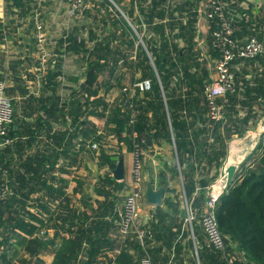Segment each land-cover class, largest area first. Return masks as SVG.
I'll use <instances>...</instances> for the list:
<instances>
[{
    "label": "trees",
    "instance_id": "obj_1",
    "mask_svg": "<svg viewBox=\"0 0 264 264\" xmlns=\"http://www.w3.org/2000/svg\"><path fill=\"white\" fill-rule=\"evenodd\" d=\"M103 1L111 4L110 0ZM113 1L121 5L122 15L116 12V16L110 18L109 12L106 17H102V31H105L102 37L97 36L94 30H90L92 32L89 39L79 37L73 29L66 38L60 40L62 45L66 40L67 49L78 53L80 60L86 61L87 65L84 70L85 79L81 83L82 89L76 91L72 100L83 111L91 109L92 113L105 117V128L110 133H124V139L131 150L134 138L142 141L143 149H147L160 136L173 141L183 174L185 196L191 202L192 210L199 214L206 200V187L215 180L211 169L221 166L227 155V142L222 136L224 124H229L228 130L237 135L248 129L252 117L248 114L238 115L239 107H250L253 100L264 98V82H260L262 76L254 79L255 86H250L244 75H241V83L236 82L237 75L234 71L236 90L226 95L227 102L223 107L222 118L210 119L202 94L203 85L209 80L208 71L198 61V56L192 49L193 22L198 0H129L127 4H122V0ZM227 10L232 16L229 4ZM238 24L246 26L247 22L241 18ZM136 31L141 34V44L140 40L136 43ZM246 34L264 41V30H258L257 27L247 30ZM179 40L183 41V46H180ZM142 43L147 47L149 55ZM134 50V57L131 58ZM263 57L264 53L245 62ZM56 59L48 73L55 72L56 69L61 73L60 58L57 62ZM123 65L134 72L129 83L136 81L135 72L140 74L138 80L151 81L150 90L135 93L126 102L127 95L122 91L125 77V72L121 71ZM105 73L108 75L105 76ZM114 79L116 85H120L114 104L108 105L100 100L94 103L88 99L90 93L98 92L99 86L104 87V92L107 93L114 87ZM238 98H241L239 107ZM261 104L264 107V102ZM99 107H102L100 112H94ZM133 110L136 114L131 122ZM110 124H113L112 128ZM96 131L93 129L86 133L89 136L88 141L95 143V151L101 147L102 140V135ZM11 132L12 123L9 130L12 137L14 135ZM10 145L0 150V192L6 188L12 189L16 182L14 178L21 173L19 169L14 172L6 163ZM194 147L196 161L192 154ZM257 153L260 154L256 156ZM184 155L187 157L186 162ZM98 156L99 167H108V171L99 177L95 186L97 193L104 195L105 205L103 210L98 211L100 213L92 212L89 215L76 208L68 209L69 200L62 185H54L43 177L52 166L47 168L41 161L37 163L38 160L32 170L35 169L40 174L41 186L38 189L44 190L47 197L37 198L31 205L27 194L18 195V191L14 189V193H7V196L0 199V264H15L19 259L23 260L19 255L21 248L35 261L41 260L40 256L50 247L54 248L52 264H140L134 260L135 255L140 259L144 252L132 231L126 235V239L129 241L134 236V242L130 245L135 255L129 251L130 248L124 246H119L118 252H111L115 249V243L110 232L117 225L116 221L120 222L115 202L118 201L124 184L118 182L111 173L116 166L117 156L108 154L103 148ZM28 181L23 179L26 186ZM60 183L62 184L61 181ZM31 189L32 187L28 191ZM57 199L59 208L52 210L49 202ZM63 199L65 205H62ZM36 200L47 217L40 214L42 210L36 206ZM165 203L170 204V201L166 200ZM155 211L157 220L152 221L153 227L147 222L152 235L155 232L157 238L163 239L167 247L177 237L189 235L188 246L193 247L191 233L186 228L185 221L183 223L178 216L162 212L159 206L155 207ZM174 211L176 212V208ZM215 214L226 248L224 251L208 246L199 248L196 242L197 260L192 257V264H264V144L261 141L255 145L245 162H242L227 189L219 196ZM154 221L157 222L156 225ZM195 223L200 224L193 221V235H196ZM50 225L53 227V234L47 238L39 237L38 232L45 229L47 233ZM163 233L167 235L162 236ZM56 239L60 240L58 246H55ZM180 248V244L175 245V260L180 254ZM153 249L156 254H160L161 248L155 246ZM147 252L150 254L152 249ZM150 256L153 261L159 262L156 256ZM168 261L159 264H167Z\"/></svg>",
    "mask_w": 264,
    "mask_h": 264
},
{
    "label": "crops",
    "instance_id": "obj_2",
    "mask_svg": "<svg viewBox=\"0 0 264 264\" xmlns=\"http://www.w3.org/2000/svg\"><path fill=\"white\" fill-rule=\"evenodd\" d=\"M174 1L183 2V0ZM225 1L229 4V9L234 18L236 29L235 37L239 42L246 40L249 36L246 34V31L249 29H256L257 27L258 30H264V0ZM110 2L113 3L112 0H110ZM121 3L127 4L129 0L128 2L122 0ZM67 7H69L68 4L66 5L61 0H47L43 7V20L51 40L49 46L53 52L56 53V62L59 58L61 59H59L61 73L57 72L59 69H56L55 72L51 71L48 73L41 72L37 67L35 45L33 42L34 40H32V38L34 39V28L31 21L32 8L30 0H0V79H3L5 82V94L11 99L13 106L11 133L14 136H12V145L9 146V156H21V158H23L24 173L30 177H33L34 170H32V167L35 166L36 160H38L37 163L40 161L44 163L47 168L52 166V169L44 173L43 177L54 185H62L68 188V193H70L67 194V196L70 197L71 200L68 201L69 204L67 208H76L79 211L90 214L103 210L105 205V202H103L104 195L97 193L95 190L99 177L108 171L106 165L103 167H99L98 165V154L101 148L108 154L117 156V161L119 157L122 156L124 178L118 182L124 184L123 191H127V193L132 184V153L129 145L126 143V139H124V133H110L108 129L105 128V122L99 126L97 121L94 120L105 117L92 113L91 109L87 111L84 109L83 111L77 107L74 100H72L85 79L84 70L87 65L86 61L83 62L80 60L78 53H74L68 50L67 46L65 47L60 44V40L65 38L68 33L73 32V29H75L77 25L75 16L73 17V15L69 13V8ZM63 8H66V12L68 13L65 18L62 17L64 15ZM183 18L185 17L183 16ZM241 18H244V21L247 22L246 26L238 24ZM69 22L72 24L71 27L68 26ZM193 24L194 36L192 49L196 52L198 61L207 69L210 77L212 64L210 63V66L209 63L202 62L203 60H206V62L208 60L209 62L212 61V58L208 54V52H211L208 48L209 23L204 17L199 15L197 6ZM143 32L144 28L142 33ZM179 43L180 46L184 45L182 40H179ZM142 45L148 53L144 43H142ZM202 52H205L207 55L204 59L201 58ZM134 54H132L133 57ZM77 59H79L80 62ZM245 61L246 60H240L233 64V71H235L237 75L236 82H242L241 75H244L245 81H248L250 86H255L256 83L254 79H259L261 76L260 82H264V57L251 62ZM151 64H153L152 61ZM49 75L53 76L49 78ZM107 75L108 74L105 73V76ZM139 77L135 78V80H138ZM100 79L101 76L99 77V80ZM129 84L131 83L124 84L123 86ZM90 94L91 100L94 103L98 100H100V102H106L108 98L107 93L102 90L101 86H99L96 94ZM238 99L239 103L241 98ZM252 102L259 104H256L258 106L257 109L251 111L253 113H258L259 118H264V107L261 104V102H264V98H258ZM107 103L109 102L107 101ZM94 112L100 111L95 110ZM241 112L245 111L241 110L240 113ZM112 127L113 124H110V128ZM93 129H96L98 131L96 132H100L102 135L101 147L96 149V151H91L89 146L90 142L87 138L89 136H86V133ZM248 131H251V129L247 130V132ZM250 143H245L244 146H246L248 152L244 153L243 156L241 154L239 158H237L238 153L235 151V147L227 145V155L223 161L224 163L222 162L223 166L221 164L218 168L213 167L211 169V175H214L215 178L213 181H216L219 175L222 174L226 175L227 180L230 182L229 170L233 168L235 174L239 171L240 165L242 162H245L248 155L255 147L250 146L253 142ZM194 148L192 154L193 160L196 161V147ZM183 158L184 162H186V155H184ZM48 161H50V163ZM238 161L240 162L238 163ZM202 164H204V162ZM79 167H81V169H79L80 171L78 173H81L83 179L76 181V169ZM142 172L143 181L139 186L140 192L138 198L139 202H142L139 215L141 220L151 224L152 228V221L157 220V217H155V207L159 206L162 212H167L172 216H178L179 219L183 218L185 221L186 209L184 200L187 198L183 189V174L180 170L174 142L166 140V138L162 136L153 140L147 149H145ZM148 177L151 179L154 189H157L161 184L164 185L163 200L160 205L144 202L146 199L143 195ZM89 181H91V183ZM193 196L195 197L196 195ZM42 197L46 198L47 195L44 193V190H39L38 188L29 195V199ZM166 200L170 201V204L165 203ZM122 201L124 202V200ZM121 204L123 206L122 202ZM121 204L118 205V203L115 202V207L117 211H119V214L122 212ZM175 208L176 212L174 211ZM118 223L119 222L116 221L117 225L110 232L111 239L115 243V249L111 251L112 254L118 252L119 246H124L130 248L129 251L135 255V251L130 245L131 242H134V236L129 238L130 240L128 241L126 235L120 233ZM156 223L157 222H155V225ZM185 224H187L186 221ZM194 226L196 235L192 234L190 225L188 228L193 242V247L191 248L188 246L189 235H187V237H177L179 240L177 238L172 240L171 243H169L170 246L167 247L164 244V240L158 239L154 232L152 238L144 240L145 249L147 251L152 249L150 254L156 256L160 263L169 260L167 264L171 262L172 264H192L190 259L195 257V254L197 256L196 242L199 248H201V246H207L205 234L200 224L195 223ZM174 230L175 227H173V231ZM52 234L53 231L49 233V236ZM165 235H167V233H163L162 236ZM59 244L60 240L56 239L55 246ZM176 244L181 245V251L178 258L175 260L173 250ZM155 246L161 248L160 254L155 253V249H153ZM23 252L21 248L19 251L20 258H23ZM47 252H50L51 255H47L46 257L43 253L40 258L41 260L47 259L46 264H52L54 248L50 247ZM162 255L163 257H161ZM19 261L21 260L19 259Z\"/></svg>",
    "mask_w": 264,
    "mask_h": 264
},
{
    "label": "built area",
    "instance_id": "obj_3",
    "mask_svg": "<svg viewBox=\"0 0 264 264\" xmlns=\"http://www.w3.org/2000/svg\"><path fill=\"white\" fill-rule=\"evenodd\" d=\"M46 1L30 0L37 67L41 72H47L52 68L56 59V53L49 46L51 40L43 20V7ZM63 1L68 4L71 15L80 17L85 11L93 7L96 0ZM227 5L228 3L225 0H199L197 2V12L209 23L208 48L211 52H208V54L213 61L212 68L214 73L212 77L210 75L209 80L203 85L202 94L206 103L208 116L212 120L222 118L223 107L227 102L226 95L236 90L233 64L236 61L253 59L264 53L263 41L254 35L248 36L243 42L237 40L235 37L234 18L228 13ZM206 57L205 52H202L201 58L204 59ZM5 86L4 80L0 79V148L10 145L13 141V138L9 135L10 126L13 121V106L11 99L5 94ZM150 88V79L136 80L129 85L123 86L122 91L127 95L125 102L128 99L130 100L135 93H142L150 90ZM221 99L222 102L220 101ZM131 103L130 106H132ZM135 114L136 111L133 110L131 122L134 121L133 116ZM141 142L136 138L133 140L131 150L132 184L123 202L119 231L123 235H127L131 231L134 232L136 239L143 247L144 240L152 237V231L147 226L146 221H142L141 217H139L142 202L138 200L140 192L138 187L143 181L142 166L145 152V149L141 146ZM92 146L95 147V143ZM228 184L229 181L226 175L221 174L216 181H213L206 187V200L199 214H196L192 210L191 202H188L187 199L184 202L186 208L185 221L188 222L191 228L193 221H198L204 231L206 245L220 251L225 250L226 244L224 236L218 227L215 208L219 196L227 189ZM198 190L197 188L196 191ZM41 233L44 232L41 231ZM140 264H159V262L153 261L150 254L144 249L143 256L140 258Z\"/></svg>",
    "mask_w": 264,
    "mask_h": 264
},
{
    "label": "rangeland",
    "instance_id": "obj_4",
    "mask_svg": "<svg viewBox=\"0 0 264 264\" xmlns=\"http://www.w3.org/2000/svg\"><path fill=\"white\" fill-rule=\"evenodd\" d=\"M62 2H64L63 0H61ZM113 1V0H112ZM174 1V0H173ZM180 1H182V0H180ZM124 2H128V0H124ZM65 3V2H64ZM113 3H114V1H113ZM111 3L110 5L109 4H107L106 2H104L103 0H96L95 2H94V5H93V7L91 8V9H89V10H87V11H85L80 17H75L76 18V21H77V25L75 26L76 28H75V31L77 32V35H79V37H83V38H87V39H89V34H90V32H92V31H90V30H94L93 32L97 35V36H101L102 37V35L104 34V32L105 31H102V26H103V24H102V22H101V19H102V17H106L107 15H108V13L110 12V18H113V17H115L116 16V12H120V14L122 15V12L120 11V9H121V5L119 6V5H117L116 3ZM66 4V3H65ZM67 5V4H66ZM67 8H69V7H67ZM61 9V8H60ZM63 11H64V15L62 16V17H66L67 15H68V13L66 12V8H63L62 9ZM69 10V9H68ZM122 10V9H121ZM65 12H66V14H65ZM74 17V16H73ZM125 17H126V15H125ZM127 18V17H126ZM109 19V18H108ZM112 21V20H111ZM68 26L69 27H71L72 26V24L69 22L68 23ZM136 34H137V36H139V38H138V40L136 41V43L137 42H139V40H140V44H141V34H139L137 31L135 32ZM67 36V35H66ZM66 36H65V38H66ZM30 40V39H29ZM32 40H34L33 38H32ZM31 40V41H32ZM34 42V41H33ZM66 40L64 41V43H63V45L64 46H66ZM131 54H134V51H133V53H131ZM133 56H131V58H132ZM211 59V58H210ZM69 60H71V59H69ZM77 60H79V59H77ZM212 60V59H211ZM79 62H80V60H79ZM79 62H77V63H79ZM202 62H204V63H211L212 64V67H213V61H211V62H209V60L206 62V60H203ZM211 64H210V66H211ZM211 67V71H210V73H211V77L213 76V73H214V71H213V68ZM121 71H123V72H125V77H124V81H123V84H128L129 82H131V77H132V74L134 73H132L130 70H127V67H126V65H123V69L121 70ZM116 74H117V72H116ZM115 74V75H116ZM134 76H135V78H138L139 76H140V74L138 73V72H135V74H134ZM113 82H114V87L113 88H111V89H109V91L107 92V95H108V98H107V101L112 105V104H114L113 102L116 100V97L118 96V92H119V88H120V85H116V83H115V79L113 80ZM79 89H82L81 87H79ZM79 89H78V91H79ZM102 90L104 91V87L102 88ZM82 95H83V97L84 98H86L85 96H86V94L82 91ZM111 96V97H110ZM94 98V97H93ZM89 100L91 99V95L89 96V98H88ZM106 101V102H107ZM108 103V104H109ZM256 104H259V103H253L252 104V106H248V105H242V107H239V106H241L240 105V102L237 104V107H239L240 108V110H239V114L238 115H244V114H248V115H250L251 117H252V119H251V121H250V124H248V125H250V126H248V129L247 130H249V129H251V131H248L247 132V130L243 133V134H241V135H237V134H235V133H231L228 129V127H229V124H224V129H223V131H222V136L225 138V140H226V142H227V145H229L230 147H235V151L238 153V157L237 158H239V156L242 154V156H243V154L244 153H246V152H248L247 151V148H246V146H244L245 145V143H250L251 141L253 142L252 143V145H250V146H255V144H257V143H259L260 141L264 144V118H262V117H258V113H253L251 110H253V109H257L258 108V106L256 105ZM101 108L102 107H99L98 109H97V111H100L101 110ZM241 110H244L245 112H241L240 113V111ZM95 121H97V124L100 126V125H102L103 124V122H105L104 123V125L106 124V118H98V119H94ZM254 125V126H253ZM262 128H263V131H262ZM104 129V128H103ZM98 134H100V132L98 133ZM255 140V141H254ZM92 144L93 143H90V148H91V151H95L94 150V147L92 146ZM243 148H244V151H243ZM250 148V147H249ZM2 148H0V150H1ZM260 152V151H259ZM92 153H95V152H92ZM258 154H260V153H257L256 154V156H258ZM255 156V157H256ZM5 160H6V163H8V167L10 168V169H13L14 170V172L17 170V169H19V171L21 172L18 176H20V178H18L17 179V177L16 178H14L15 179V185H14V187L12 188V189H8V188H6V189H3L2 191L4 192V194H3V192L1 193L0 192V199H3L4 198V196H7L8 194L7 193H14L15 191H14V189L16 190V192H17V194L18 195H20V193H25V194H27L28 195V198H29V195L31 194V193H33V189H34V191L35 190H37V188H39V186H41V181H40V174L38 173V172H36L37 170H35L34 169V176L33 177H30V176H27V174L26 173H24V170H23V158H21V156H17V157H11V156H8V157H6L5 158ZM37 161V160H36ZM240 161H238V163H239ZM224 163V162H223ZM223 163H222V166H223ZM35 166H36V164H35ZM79 169H81V167H79V168H77L76 170H77V174H76V181H78V180H81V179H83V177H81V173H78L80 170ZM238 172V171H237ZM234 170H233V168H231L230 170H229V179H230V181L233 179V177H234ZM16 175V173H14V176ZM23 179L24 180H27L28 181V179H30L27 183H28V185L30 186H26V184H24L23 183ZM20 181H22V183H20ZM18 182V183H17ZM90 183H91V181H89ZM89 183V184H90ZM56 185V184H55ZM90 186V185H89ZM140 186V185H139ZM32 187V189L31 190H29L28 191V189L29 188H31ZM66 186H62V188H63V191L65 192V195H66V197H67V199L70 201L71 199H70V197H68L67 196V194H69L68 193V188L66 187ZM81 187V186H80ZM138 189H139V187H138ZM129 192V191H128ZM126 195H127V191H121L120 192V194L118 195V201H117V203H118V205H120L121 204V202L123 203V201L122 200H124L125 199V197H126ZM65 199H63L61 202H63V204L62 205H65V201H64ZM29 202H30V204L32 205V203H35V199L34 200H32V199H30L29 200ZM37 202H38V200H36V206L38 207V208H40L38 205H37ZM60 202V201H59ZM184 202H185V200H184ZM49 204L51 205V209L53 210V209H58L59 207L57 206V204H58V199L56 200V201H52V202H49ZM121 206H122V204H121ZM42 211H40V214L42 215V217H47V214H45L44 212V210L42 209V208H40ZM120 209H121V207H120ZM186 209V208H185ZM184 209V210H185ZM31 210H34L33 208L31 209ZM186 211V210H185ZM89 215H92V213H90ZM180 220H182V222L184 223V220H183V218L182 219H180ZM187 224H185L186 225V228H189V224H188V222H186ZM41 231H44V233H41ZM53 231V227H51V225L48 227V229H47V233H46V231H45V229H41L39 232H38V236L39 237H42V238H47V236H49V233L50 232H52ZM65 233V232H64ZM190 238H192L191 237V235H190ZM138 242V241H137ZM139 243V242H138ZM141 246V245H140ZM142 247V246H141ZM143 248V252H144V249H145V246H143L142 247ZM49 250V249H48ZM25 252H23V260H21V261H18V263H15V264H46L47 263V259H42V260H37V261H35V259L31 256V255H29V254H27V253H25ZM47 255H51V253L49 252H47V250L44 252V256H46L47 257ZM195 256V258H196V260H197V256H196V254L194 255ZM80 257V256H79ZM17 260V259H16ZM136 262H139L140 263V259H139V257H138V255H135V259H134Z\"/></svg>",
    "mask_w": 264,
    "mask_h": 264
},
{
    "label": "water",
    "instance_id": "obj_5",
    "mask_svg": "<svg viewBox=\"0 0 264 264\" xmlns=\"http://www.w3.org/2000/svg\"><path fill=\"white\" fill-rule=\"evenodd\" d=\"M112 176L117 180H123V158L119 157L116 167L112 170ZM164 185L161 184L157 189H154L151 183V179L148 177L146 180V188L144 191V197L149 204L160 205L163 200Z\"/></svg>",
    "mask_w": 264,
    "mask_h": 264
},
{
    "label": "bare ground",
    "instance_id": "obj_6",
    "mask_svg": "<svg viewBox=\"0 0 264 264\" xmlns=\"http://www.w3.org/2000/svg\"><path fill=\"white\" fill-rule=\"evenodd\" d=\"M254 141H255V140H254ZM251 143H252V142H251ZM251 143H250V144H251ZM235 165H236V164H235Z\"/></svg>",
    "mask_w": 264,
    "mask_h": 264
}]
</instances>
